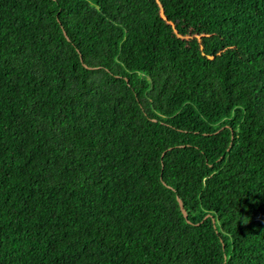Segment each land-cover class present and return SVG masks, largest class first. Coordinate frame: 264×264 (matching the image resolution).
Instances as JSON below:
<instances>
[{
    "label": "trees",
    "instance_id": "obj_1",
    "mask_svg": "<svg viewBox=\"0 0 264 264\" xmlns=\"http://www.w3.org/2000/svg\"><path fill=\"white\" fill-rule=\"evenodd\" d=\"M0 264H264V0H0Z\"/></svg>",
    "mask_w": 264,
    "mask_h": 264
},
{
    "label": "rangeland",
    "instance_id": "obj_2",
    "mask_svg": "<svg viewBox=\"0 0 264 264\" xmlns=\"http://www.w3.org/2000/svg\"><path fill=\"white\" fill-rule=\"evenodd\" d=\"M193 29H195L194 31L191 30V28L185 30L181 35L184 38H191V39H199L201 38L202 34L197 30L196 27H194ZM256 87H259V85L255 84Z\"/></svg>",
    "mask_w": 264,
    "mask_h": 264
},
{
    "label": "water",
    "instance_id": "obj_3",
    "mask_svg": "<svg viewBox=\"0 0 264 264\" xmlns=\"http://www.w3.org/2000/svg\"><path fill=\"white\" fill-rule=\"evenodd\" d=\"M177 201H178V203H179V207H180V210H181L182 214H183L184 216H186L185 210H184V208H183V205H182L180 199L177 198ZM206 217H207V216H206Z\"/></svg>",
    "mask_w": 264,
    "mask_h": 264
}]
</instances>
